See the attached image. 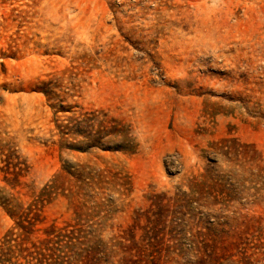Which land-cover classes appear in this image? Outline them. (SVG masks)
Listing matches in <instances>:
<instances>
[{
  "label": "rangeland",
  "instance_id": "rangeland-1",
  "mask_svg": "<svg viewBox=\"0 0 264 264\" xmlns=\"http://www.w3.org/2000/svg\"><path fill=\"white\" fill-rule=\"evenodd\" d=\"M0 153L52 264H264V0H0Z\"/></svg>",
  "mask_w": 264,
  "mask_h": 264
},
{
  "label": "trees",
  "instance_id": "trees-1",
  "mask_svg": "<svg viewBox=\"0 0 264 264\" xmlns=\"http://www.w3.org/2000/svg\"><path fill=\"white\" fill-rule=\"evenodd\" d=\"M0 164V207L14 222L13 229L0 243V264H52L55 245H64L70 251L75 244L53 241L51 232L44 240H33L39 222V207L44 199L29 204L23 201L21 189L24 188L23 179L28 166L19 157L0 153ZM82 257L87 261L90 253Z\"/></svg>",
  "mask_w": 264,
  "mask_h": 264
}]
</instances>
